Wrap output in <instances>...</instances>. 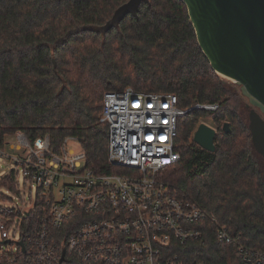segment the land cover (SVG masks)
I'll list each match as a JSON object with an SVG mask.
<instances>
[{
	"label": "trees",
	"instance_id": "1",
	"mask_svg": "<svg viewBox=\"0 0 264 264\" xmlns=\"http://www.w3.org/2000/svg\"><path fill=\"white\" fill-rule=\"evenodd\" d=\"M129 1L0 0V147L17 130L49 134L55 146L75 135L86 167L109 172L106 91L171 92L183 108L217 103L181 117V160L159 177L264 252V166L238 92L211 67L182 0H141L112 22ZM203 122L218 131L214 152L193 140ZM176 250L195 264H243L237 244L213 232Z\"/></svg>",
	"mask_w": 264,
	"mask_h": 264
},
{
	"label": "built area",
	"instance_id": "2",
	"mask_svg": "<svg viewBox=\"0 0 264 264\" xmlns=\"http://www.w3.org/2000/svg\"><path fill=\"white\" fill-rule=\"evenodd\" d=\"M171 92L132 87L104 94L101 121L109 125L108 161L115 170L86 167L79 136L55 146L49 134L31 139L10 133L21 152L0 180V264H195L178 247L213 232L235 243L243 264H264V252L249 249L228 226L197 202L173 192L159 173L181 160L179 123L193 109ZM81 144V151L69 142ZM0 147V155H5ZM5 177L3 183L2 179Z\"/></svg>",
	"mask_w": 264,
	"mask_h": 264
},
{
	"label": "water",
	"instance_id": "3",
	"mask_svg": "<svg viewBox=\"0 0 264 264\" xmlns=\"http://www.w3.org/2000/svg\"><path fill=\"white\" fill-rule=\"evenodd\" d=\"M182 1L211 67L240 86L242 95L253 106L248 126L253 147L264 159V0ZM223 130L231 131L228 122ZM217 133L203 122L193 140L214 152Z\"/></svg>",
	"mask_w": 264,
	"mask_h": 264
},
{
	"label": "rangeland",
	"instance_id": "4",
	"mask_svg": "<svg viewBox=\"0 0 264 264\" xmlns=\"http://www.w3.org/2000/svg\"><path fill=\"white\" fill-rule=\"evenodd\" d=\"M140 1L141 0H130L124 6L119 8L117 10L112 22L117 21L119 18H121L127 12L136 11ZM221 77L224 81H226L227 83H229L235 87L236 91L238 92V94L240 96V100H241V104H242L241 112H242L244 118L247 121H249V119H248V112L249 111L246 108V105L249 103V100L245 96L242 95L240 86H238L237 84H235L232 80H230L228 78H225L223 76H221ZM12 143H14V144L18 143V140L16 139L15 136L8 134L6 136V145L3 149L5 155H0V180L3 176L7 175L15 167L14 161L9 156H11V157L18 156L21 153V152L15 150V149H12L10 147V144H12ZM68 146H69V148L74 149L76 152H80L82 149L81 144L76 142V141H70ZM0 193L10 195V191L1 185H0Z\"/></svg>",
	"mask_w": 264,
	"mask_h": 264
},
{
	"label": "flooded vegetation",
	"instance_id": "5",
	"mask_svg": "<svg viewBox=\"0 0 264 264\" xmlns=\"http://www.w3.org/2000/svg\"><path fill=\"white\" fill-rule=\"evenodd\" d=\"M246 108L248 109V119H249V113H250V110L253 108V106L249 105V103L246 105ZM249 123V122H248ZM261 161H262V164L264 166V159L263 157L261 156Z\"/></svg>",
	"mask_w": 264,
	"mask_h": 264
},
{
	"label": "bare ground",
	"instance_id": "6",
	"mask_svg": "<svg viewBox=\"0 0 264 264\" xmlns=\"http://www.w3.org/2000/svg\"><path fill=\"white\" fill-rule=\"evenodd\" d=\"M230 80H232V79H230ZM233 81V80H232Z\"/></svg>",
	"mask_w": 264,
	"mask_h": 264
}]
</instances>
